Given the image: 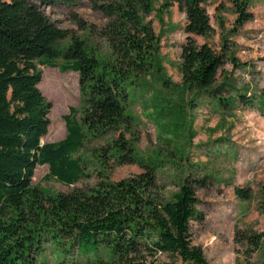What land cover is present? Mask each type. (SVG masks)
<instances>
[{
	"label": "trees",
	"instance_id": "16d2710c",
	"mask_svg": "<svg viewBox=\"0 0 264 264\" xmlns=\"http://www.w3.org/2000/svg\"><path fill=\"white\" fill-rule=\"evenodd\" d=\"M58 1L76 0H0V264H49L44 258L48 244L61 256L54 264H74V254L88 259L86 264H148L149 258L161 254L170 260L150 264H209L203 249L193 244L192 225L205 219L195 187L198 181L187 178L171 199L158 194L159 161L140 160L123 132L133 121L132 87L151 71L159 50L158 35L146 20L154 10L153 0L100 5L108 18L102 35L112 49L109 58L96 55L75 37L61 50L69 32L42 10ZM172 1L187 17L183 83L214 94L220 69L227 62L237 65V59L228 54L227 43L218 51L191 36L207 37L213 30L205 0ZM231 1L239 25L252 19L247 12L251 0ZM61 54L65 64L56 62ZM39 63L79 72L87 96L83 122L66 116L67 134L57 142H42L52 104L39 87ZM69 77L57 75L52 85L70 86ZM66 89L70 100L74 87ZM260 107L264 114V97ZM107 137L111 147L98 156L118 165L142 163L144 171L119 181L101 172L92 188L68 193L51 194L32 185L38 165L49 166L48 178L77 183L87 167L82 156L85 141ZM102 250H107L108 259Z\"/></svg>",
	"mask_w": 264,
	"mask_h": 264
},
{
	"label": "rangeland",
	"instance_id": "374dc122",
	"mask_svg": "<svg viewBox=\"0 0 264 264\" xmlns=\"http://www.w3.org/2000/svg\"><path fill=\"white\" fill-rule=\"evenodd\" d=\"M111 1H58L42 6L52 22L69 32L61 50L75 37L101 58L111 57L112 49L102 35L108 18L100 9ZM153 2L154 10L146 20L158 35L159 50L151 71L138 77L132 87L129 113L133 121L124 136L131 140L140 160L159 161L158 194L166 199H171L187 178L198 181L195 187L205 219L192 225L193 244L203 249L209 264H264V114L260 110L264 97V0L250 1L247 12L252 19L243 25L237 21L231 0H205L213 30L207 37L191 36L198 44L208 42L218 51L227 43L231 48L228 54L238 63L227 62L220 69L214 94L189 89L183 83L182 45L189 35L186 13L172 0ZM56 62L65 64L64 55ZM39 69V87L52 104L51 123L42 142H57L67 134L66 116L83 122L87 96L79 72L40 63ZM57 75L70 76L72 99H68V84L52 85ZM110 139L85 141L82 156L87 167L77 183L66 185L48 178L49 166L38 165L32 185L51 194L68 193L92 188L101 172L119 181L144 171L142 163L118 165L98 156L111 147ZM239 189L244 193L239 194ZM107 253L100 251L105 259ZM44 258L49 264L61 260L52 244L47 245ZM169 260L161 254L149 258L148 264ZM73 261L86 264L89 260L74 254Z\"/></svg>",
	"mask_w": 264,
	"mask_h": 264
}]
</instances>
